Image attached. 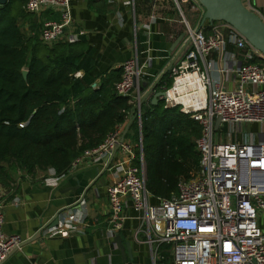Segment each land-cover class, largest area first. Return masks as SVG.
Wrapping results in <instances>:
<instances>
[{
    "label": "built area",
    "instance_id": "1",
    "mask_svg": "<svg viewBox=\"0 0 264 264\" xmlns=\"http://www.w3.org/2000/svg\"><path fill=\"white\" fill-rule=\"evenodd\" d=\"M174 1L178 8L186 3L193 10H204L197 0ZM70 2L26 1L24 9L29 13L37 14L50 7L60 15V20L41 23L42 43L79 41L83 32L73 25ZM154 19L155 14L151 13L149 21ZM183 23L182 46L168 67L172 84L163 89L161 99L165 108L179 106L181 112L201 126V135L195 141L200 157L196 175L180 181L177 192L169 198L156 197L151 202L153 196L146 189L141 137L137 143L124 138L119 144L121 126L108 133L98 147L75 158L70 169L89 159H103L118 145L122 158L112 166L117 175L107 188L111 234L123 225L126 217L122 213V201L128 196L144 228L146 243L151 247L167 245L172 264H264V232L258 225V216L264 212V143L257 144L247 138L241 142L221 138L222 134H235L242 123H264V64L238 63L232 70L233 86L225 89L221 75L217 80L211 77L209 72L215 61L208 58L212 53H223L228 41L245 50L247 60L257 57L264 60V57L228 23L219 21L228 29L226 36L219 35L214 24L210 25L212 32L206 33L204 25L194 28L186 19ZM144 27L149 30V23ZM150 61L147 56L140 63L136 51L120 65L121 77L114 84L116 93L129 97L137 107L139 122L138 103L142 98L137 85ZM220 71L222 74L227 69ZM80 75V71L75 73L76 77ZM183 95L191 97L189 105L179 100ZM144 100L148 102V97ZM217 117L218 127H225V133L215 128ZM135 148L139 150V164L132 163ZM105 165L108 166L106 162ZM3 207L0 199V263L23 242L18 235L4 233ZM61 216L57 225L44 232L66 237L78 224H85L82 218ZM152 255L154 262L165 258L163 252L153 251Z\"/></svg>",
    "mask_w": 264,
    "mask_h": 264
},
{
    "label": "crops",
    "instance_id": "2",
    "mask_svg": "<svg viewBox=\"0 0 264 264\" xmlns=\"http://www.w3.org/2000/svg\"><path fill=\"white\" fill-rule=\"evenodd\" d=\"M242 1L264 19V0ZM70 7L73 25L83 32L79 41L84 43L86 53L94 61L95 74L119 68L136 51L140 63L147 56L151 58L145 68L146 74L137 85L141 98L162 74L168 72L171 59L181 48L183 37H179L184 31L183 19L194 28L204 25L206 33L212 32L211 24L217 26L219 35L228 33L219 21L202 22L204 10H193L186 3L178 8L174 0H130L129 3L127 0H71ZM185 12L191 14L190 20ZM151 13L155 14V19L149 21ZM32 17L38 23L60 20L57 10L50 7ZM147 23L149 30L144 27ZM29 25V22L23 25L27 34H30ZM211 57L215 67L209 73L215 80L221 75L225 89L233 86L232 70L237 64L249 61L245 58V50L229 41L223 53H212L208 58ZM261 61L264 64V60ZM220 68L227 71L220 74ZM162 88L166 87L156 91ZM153 95L154 92L148 95V101ZM125 126H121L122 131ZM216 128L223 133L226 131L225 127ZM221 138L238 142L247 138L257 144L264 143V123H242L235 134H222ZM121 158L117 151L108 166L103 159H89L62 176L48 169L34 176L17 172L5 181L0 180L3 231L23 240L21 246L13 249L0 264H172L167 245L151 247L146 243L144 228L128 196L122 201V213L126 217L123 225L111 234L107 188L117 175L112 166ZM57 216L82 218L85 224H78L66 237L50 236L44 231L53 227ZM258 225L264 232V212L258 216ZM117 232L125 254L113 241ZM153 251L163 252L165 258L154 262Z\"/></svg>",
    "mask_w": 264,
    "mask_h": 264
},
{
    "label": "trees",
    "instance_id": "3",
    "mask_svg": "<svg viewBox=\"0 0 264 264\" xmlns=\"http://www.w3.org/2000/svg\"><path fill=\"white\" fill-rule=\"evenodd\" d=\"M26 1L0 5V180L48 169L62 176L84 151L128 125L125 139L137 143L141 137L151 201L176 193L179 182L199 170L195 141L200 124L179 106L165 108L162 100L143 102L139 122L137 107L114 89L122 69L95 74L82 41L42 43L41 23L24 9ZM25 22L30 23V34L23 29ZM248 62L263 64L261 59ZM171 84L168 71L156 89ZM138 157L135 148L133 164H139Z\"/></svg>",
    "mask_w": 264,
    "mask_h": 264
},
{
    "label": "water",
    "instance_id": "4",
    "mask_svg": "<svg viewBox=\"0 0 264 264\" xmlns=\"http://www.w3.org/2000/svg\"><path fill=\"white\" fill-rule=\"evenodd\" d=\"M8 0H0V5H3ZM200 5L204 9L202 22L205 20L208 21H223L228 23L233 28H235L240 34H242L249 43H251L264 57V19L259 16L255 11H252L251 8L246 6L242 0H197ZM183 35L179 37L181 39ZM168 70V68H167ZM22 75L26 78L27 70H22ZM163 77V74L157 79V81L147 90L145 95H143L142 99L139 101L138 105L140 106L145 98L151 92H154L153 97L151 98L150 102L152 104H156L163 95L164 90L156 91V86L158 81ZM140 91H143V88L140 87ZM220 122V118L217 117L215 121V128L218 126ZM128 125L122 131L121 137L119 139V144L124 140L125 133L127 131ZM118 150V145L114 147L111 152V155H107L103 158V161L106 164H109L112 160L114 155ZM58 224V216L55 218L54 223ZM113 241L116 243L117 247L124 253V245L121 243V238L119 233H115ZM127 249L128 244H125ZM125 259V255H124Z\"/></svg>",
    "mask_w": 264,
    "mask_h": 264
},
{
    "label": "bare ground",
    "instance_id": "5",
    "mask_svg": "<svg viewBox=\"0 0 264 264\" xmlns=\"http://www.w3.org/2000/svg\"><path fill=\"white\" fill-rule=\"evenodd\" d=\"M180 90L181 89L177 88V91H180ZM199 96H201V93L199 94ZM179 100L182 101V102H184L186 105H189L190 102H191V97L190 96L183 95V96H181L179 98ZM195 104H196V102L193 103V105H195Z\"/></svg>",
    "mask_w": 264,
    "mask_h": 264
},
{
    "label": "rangeland",
    "instance_id": "6",
    "mask_svg": "<svg viewBox=\"0 0 264 264\" xmlns=\"http://www.w3.org/2000/svg\"><path fill=\"white\" fill-rule=\"evenodd\" d=\"M185 15L187 16V18L190 20L191 14L189 12H185ZM193 24V23H192Z\"/></svg>",
    "mask_w": 264,
    "mask_h": 264
}]
</instances>
